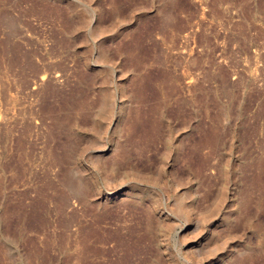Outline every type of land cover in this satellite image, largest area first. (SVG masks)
I'll use <instances>...</instances> for the list:
<instances>
[{"label": "rangeland", "instance_id": "1", "mask_svg": "<svg viewBox=\"0 0 264 264\" xmlns=\"http://www.w3.org/2000/svg\"><path fill=\"white\" fill-rule=\"evenodd\" d=\"M193 253L264 264V0H0V264Z\"/></svg>", "mask_w": 264, "mask_h": 264}, {"label": "bare ground", "instance_id": "2", "mask_svg": "<svg viewBox=\"0 0 264 264\" xmlns=\"http://www.w3.org/2000/svg\"><path fill=\"white\" fill-rule=\"evenodd\" d=\"M108 168V167H107ZM110 198V196L108 195L107 196V199H109ZM124 202V201H123ZM188 208V207H187ZM189 210H190V207L188 208ZM186 212V211H185ZM196 218V217H195ZM211 237V236H210ZM227 248V247H226ZM230 249V248H229ZM200 250V249H199ZM204 250V249H203ZM238 251V250H237ZM198 252V251H197ZM195 253V252H194ZM194 253L191 255V258H190V263L191 264H197L198 262H197V256H195L194 255ZM196 254V253H195ZM203 254V253H202ZM201 255V254H200ZM199 254H198V256H200ZM172 256V255H171ZM170 255H168V260H170V262H171V259H169V257H171ZM173 259V258H172ZM218 260V259H217ZM173 261V260H172ZM176 262H178V261H176ZM200 262V261H199ZM172 264H174L175 263V261H174V263L173 262H171ZM177 264V263H176Z\"/></svg>", "mask_w": 264, "mask_h": 264}]
</instances>
